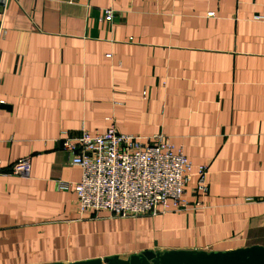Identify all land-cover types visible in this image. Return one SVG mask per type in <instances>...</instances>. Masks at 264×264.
I'll return each mask as SVG.
<instances>
[{"label":"crops","instance_id":"obj_1","mask_svg":"<svg viewBox=\"0 0 264 264\" xmlns=\"http://www.w3.org/2000/svg\"><path fill=\"white\" fill-rule=\"evenodd\" d=\"M110 10V21L103 20ZM264 0H9L0 6V264L230 251L264 236ZM166 137L201 208L79 213L62 133ZM27 159L26 175L10 172ZM59 183H67L60 188Z\"/></svg>","mask_w":264,"mask_h":264},{"label":"built area","instance_id":"obj_2","mask_svg":"<svg viewBox=\"0 0 264 264\" xmlns=\"http://www.w3.org/2000/svg\"><path fill=\"white\" fill-rule=\"evenodd\" d=\"M8 1L0 0V6L4 8ZM111 17L112 12L104 10L103 20ZM259 19L264 21V16ZM58 142L60 150L70 155V164L80 168V177L72 185L79 213L137 218L201 208L207 191L206 167L198 165L194 170V202L190 204L184 190L192 174L190 162L163 135L118 134L110 122L100 133L81 130L74 137L62 133ZM10 172L26 175L27 159L14 163ZM67 186L59 183L60 188Z\"/></svg>","mask_w":264,"mask_h":264},{"label":"water","instance_id":"obj_3","mask_svg":"<svg viewBox=\"0 0 264 264\" xmlns=\"http://www.w3.org/2000/svg\"><path fill=\"white\" fill-rule=\"evenodd\" d=\"M72 264H264V246L252 245L230 251H144L127 258L111 257Z\"/></svg>","mask_w":264,"mask_h":264},{"label":"rangeland","instance_id":"obj_4","mask_svg":"<svg viewBox=\"0 0 264 264\" xmlns=\"http://www.w3.org/2000/svg\"><path fill=\"white\" fill-rule=\"evenodd\" d=\"M258 242H261V243H264V236H261L259 238H255L253 240H250V244H253V243H258Z\"/></svg>","mask_w":264,"mask_h":264}]
</instances>
